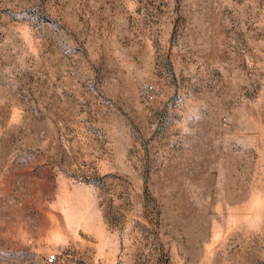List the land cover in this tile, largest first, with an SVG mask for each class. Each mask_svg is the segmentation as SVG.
<instances>
[{"label":"rangeland","instance_id":"374dc122","mask_svg":"<svg viewBox=\"0 0 264 264\" xmlns=\"http://www.w3.org/2000/svg\"><path fill=\"white\" fill-rule=\"evenodd\" d=\"M0 264H264V0H0Z\"/></svg>","mask_w":264,"mask_h":264},{"label":"built area","instance_id":"2783aa9c","mask_svg":"<svg viewBox=\"0 0 264 264\" xmlns=\"http://www.w3.org/2000/svg\"><path fill=\"white\" fill-rule=\"evenodd\" d=\"M151 88H152V86H151ZM148 97H149L150 100H153L155 98V93L153 91V88L150 90V93H149Z\"/></svg>","mask_w":264,"mask_h":264}]
</instances>
